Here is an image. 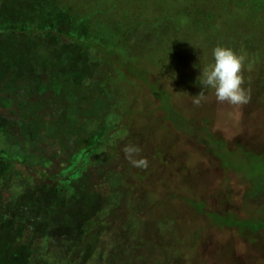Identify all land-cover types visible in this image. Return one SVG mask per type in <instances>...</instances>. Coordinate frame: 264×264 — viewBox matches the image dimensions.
Returning <instances> with one entry per match:
<instances>
[{
	"label": "trees",
	"instance_id": "obj_1",
	"mask_svg": "<svg viewBox=\"0 0 264 264\" xmlns=\"http://www.w3.org/2000/svg\"><path fill=\"white\" fill-rule=\"evenodd\" d=\"M214 1L185 3L179 15L168 0L136 22L141 34L127 45L116 27L93 22L102 2L0 0V264H189L176 238L147 221L145 188L159 201L165 191L179 204L184 197L171 172L167 185L152 174L170 159L140 164V149L127 151L137 146L131 95L145 87L157 113L183 118L160 84L166 72L187 90V79L176 81L187 64L159 51L180 37L189 12L219 10L218 24L230 26L254 11L249 25L263 24L262 0Z\"/></svg>",
	"mask_w": 264,
	"mask_h": 264
},
{
	"label": "rangeland",
	"instance_id": "obj_2",
	"mask_svg": "<svg viewBox=\"0 0 264 264\" xmlns=\"http://www.w3.org/2000/svg\"><path fill=\"white\" fill-rule=\"evenodd\" d=\"M69 1L81 6L85 0ZM96 1L104 7V12L93 18L97 28L116 27L117 35L124 34L128 45L141 34L136 22L143 15L162 10L168 0H86L89 4ZM176 3L173 11L181 15L185 3L192 8L198 0ZM203 13L190 11L188 24L182 28L183 33H178L180 37L159 51V55L167 57L176 54L179 61L187 64V76L176 77L179 88L187 79V90L173 86L170 79H175L166 72L160 84L183 118L171 120L157 113L158 102L145 87L141 92L135 88L131 95L136 101L131 114L137 135V146L132 147L135 151L140 149L139 161L148 160L149 164L153 163L152 158L160 166L164 157L170 159L172 167L165 164L152 174L166 184L171 172L175 194L184 197L179 204L165 191L159 201L156 189L149 188L147 193L145 188L150 207L147 221L156 224L161 237L176 238L178 256L185 254L189 264H264V20L260 26L249 25L254 19V11H249L245 17L235 18L230 26L219 25L217 17L222 16L221 11ZM195 17L202 29L195 26ZM129 26L131 31L126 33ZM183 39L186 42L182 43ZM217 45L230 47L245 58L241 75L242 87L249 95L246 104L218 102L211 90L199 105L193 103V97L201 91L199 70L211 59V51ZM182 49L186 50L176 51ZM136 92L145 95L143 104ZM204 145L206 148L201 149ZM135 155L131 154L134 158ZM155 200L165 205L152 206ZM168 205L177 209L170 212ZM162 221L170 222L174 230L163 228ZM172 256L176 257L174 253Z\"/></svg>",
	"mask_w": 264,
	"mask_h": 264
},
{
	"label": "clouds",
	"instance_id": "obj_3",
	"mask_svg": "<svg viewBox=\"0 0 264 264\" xmlns=\"http://www.w3.org/2000/svg\"><path fill=\"white\" fill-rule=\"evenodd\" d=\"M245 58L238 55L232 48L217 45L211 51V59L199 70L201 91L193 97V103L199 105L206 99V92L211 90L218 102L231 105H243L249 95L242 87L241 69ZM128 149L127 151H134ZM133 163H136L133 161ZM140 164H146L140 161ZM139 166V165H137Z\"/></svg>",
	"mask_w": 264,
	"mask_h": 264
},
{
	"label": "flooded vegetation",
	"instance_id": "obj_4",
	"mask_svg": "<svg viewBox=\"0 0 264 264\" xmlns=\"http://www.w3.org/2000/svg\"><path fill=\"white\" fill-rule=\"evenodd\" d=\"M205 145H207V144H205ZM205 145L204 146H201V149H203V148H206L205 147ZM208 152V151H207ZM205 154V156H207V154L206 153H204ZM208 154H209V152H208ZM211 155V154H210ZM222 215V213L221 214H219V215H217L218 217H220Z\"/></svg>",
	"mask_w": 264,
	"mask_h": 264
}]
</instances>
